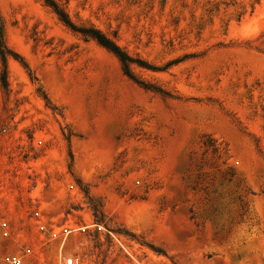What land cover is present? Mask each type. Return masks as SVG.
Listing matches in <instances>:
<instances>
[{"label": "rangeland", "instance_id": "374dc122", "mask_svg": "<svg viewBox=\"0 0 264 264\" xmlns=\"http://www.w3.org/2000/svg\"><path fill=\"white\" fill-rule=\"evenodd\" d=\"M53 1L155 89L0 0V264H264V0ZM34 220L73 229L62 255Z\"/></svg>", "mask_w": 264, "mask_h": 264}, {"label": "trees", "instance_id": "16d2710c", "mask_svg": "<svg viewBox=\"0 0 264 264\" xmlns=\"http://www.w3.org/2000/svg\"><path fill=\"white\" fill-rule=\"evenodd\" d=\"M45 3L53 9V11L58 15L60 20L70 29H72L75 32H79L82 35L93 39L96 41L100 46L111 52L121 63L122 69L124 74L132 79L134 82H136L138 85L146 88V89H155L150 88L147 84L136 78V76L133 74L131 69V64L137 63L141 67H150L145 62H142L140 60H134L131 56H129L125 51H123L115 42H113L111 39H109L107 36L102 34L100 31L94 29V28H80L74 25L71 20L68 18L66 13L53 1V0H44ZM5 52H7V47L4 42V34L3 29L0 26V54L2 56V63L4 66V75L2 78L3 85L7 83L6 79V64L7 59L5 57ZM160 91V90H157Z\"/></svg>", "mask_w": 264, "mask_h": 264}, {"label": "built area", "instance_id": "2783aa9c", "mask_svg": "<svg viewBox=\"0 0 264 264\" xmlns=\"http://www.w3.org/2000/svg\"><path fill=\"white\" fill-rule=\"evenodd\" d=\"M41 213L37 211L35 213V217H40ZM33 219V217H31ZM42 220H34V222H37V229H39L40 234L43 235L41 240L45 242L47 245H49L51 242H57L60 241L61 247H60V255H62V251H64V248L66 247L67 241L69 239L70 234L73 232V229H70L68 226H58L54 223H52L51 227L52 229L48 230L46 228V224L41 222ZM10 222H2V233L6 237L9 235L8 229H9ZM11 230V225H10ZM12 231V230H11ZM31 253L30 249H26V255L29 256ZM62 259V264H81L80 259L76 255H69L67 257H60ZM5 260L8 264H22L24 262V259L20 256H7L5 257Z\"/></svg>", "mask_w": 264, "mask_h": 264}]
</instances>
